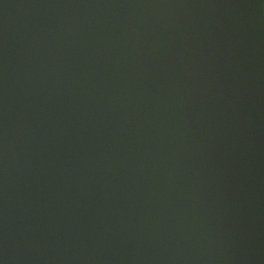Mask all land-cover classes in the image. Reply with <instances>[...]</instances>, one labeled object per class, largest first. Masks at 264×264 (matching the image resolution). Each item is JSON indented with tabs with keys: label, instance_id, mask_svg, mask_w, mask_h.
I'll list each match as a JSON object with an SVG mask.
<instances>
[{
	"label": "water",
	"instance_id": "obj_1",
	"mask_svg": "<svg viewBox=\"0 0 264 264\" xmlns=\"http://www.w3.org/2000/svg\"><path fill=\"white\" fill-rule=\"evenodd\" d=\"M0 264H264V0H0Z\"/></svg>",
	"mask_w": 264,
	"mask_h": 264
}]
</instances>
